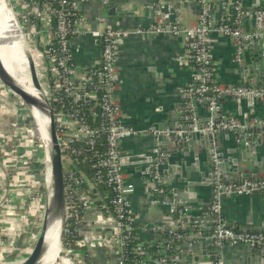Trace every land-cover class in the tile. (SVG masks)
<instances>
[{
    "label": "built area",
    "instance_id": "obj_1",
    "mask_svg": "<svg viewBox=\"0 0 264 264\" xmlns=\"http://www.w3.org/2000/svg\"><path fill=\"white\" fill-rule=\"evenodd\" d=\"M84 1L30 0V4L23 9V15L19 16L26 25H30L34 37H39L37 44L43 48L39 51L41 67L38 72L45 81L43 88L52 107L62 162L66 170L67 225L69 220L73 219L76 223L75 232L79 234L78 224L84 216L86 204L79 195V189L85 182H89L78 162L82 149L75 144L85 145L93 150L97 179L105 183L113 193L109 202V209L114 216L113 222L109 226L101 227L105 223L97 213L99 228L102 230L100 237L89 235L85 238L79 235L82 239L77 242V245L83 250L63 246L55 264H89L91 255H88V252H93L96 243L97 246L105 250L110 249L115 253L116 264H180L181 243L187 240L186 232L189 228L197 231L202 227L209 229V240L215 248L217 253L215 255L218 256L214 264H224L221 251L226 245L254 247L259 244L264 240L263 233H245L225 223L221 215V203L225 197L231 195L252 192L264 194L263 178L248 180L244 183L217 181L210 206L198 216L191 213L188 202H173L168 197L165 187L159 185L153 192L151 204L160 205L168 210L169 223L166 229L169 236L163 239L164 252L159 256L154 259L138 258V255L143 254L144 242L141 240L140 228L136 225L133 214L132 196L136 186L125 175L124 165L121 162V142L141 132L123 124L121 108L116 98L119 40L129 32L117 29L93 31L92 34L98 39L97 43L100 46L98 66L79 65L73 43L81 33L78 23L82 19ZM25 3L24 0H14V9ZM199 4L200 14L197 24L194 27L183 28L176 15L177 9L157 0L152 5V8L154 7L159 13L155 24L148 30H138L136 33L149 32L174 36L182 33L187 38L186 56L195 70V77L186 91L209 106L210 121L202 132L214 134L238 127L234 119L216 123L215 119L218 111L221 110L220 102L223 98L264 99V86L253 84L223 86L215 78L212 46L209 42L211 31L234 39L238 45L255 37V34H247L241 26L243 18L249 15V12L244 9V0L222 1L220 6L227 14L219 24L214 22L212 16L214 0H199ZM233 15L234 18H232ZM254 16L257 20L264 18V7L257 9L253 13ZM35 22L39 24V27H36ZM30 134L38 140L33 132H29L28 136L18 133L16 138L20 142L19 153L29 146L33 147L34 139L29 138ZM103 138L105 141L102 140ZM98 145L104 146V149L99 150ZM23 153L19 155V158H23ZM213 158L216 164L215 174L218 176L217 165L220 162L215 155ZM44 166L40 164L37 167L42 176L40 181L33 185V188L31 185L26 186L25 194L32 201L38 202L41 195L48 193L50 178L46 175L47 155L46 168L43 172ZM37 169L32 170L33 172L28 175V182L37 179ZM81 205L83 216L79 218ZM45 211L46 202L42 205L40 212L45 214ZM187 246L188 249L193 248L194 242L189 239ZM84 248H88V252Z\"/></svg>",
    "mask_w": 264,
    "mask_h": 264
},
{
    "label": "crops",
    "instance_id": "obj_2",
    "mask_svg": "<svg viewBox=\"0 0 264 264\" xmlns=\"http://www.w3.org/2000/svg\"><path fill=\"white\" fill-rule=\"evenodd\" d=\"M24 1L25 5L16 8L19 16L23 15V9L30 4V0ZM156 1L85 0L82 5V19L78 23L81 33L73 43L78 64L91 67L96 63L100 52L98 39L93 36V31L117 29L129 32L119 40L116 98L121 108L123 124L141 132L121 142V153L124 159L125 175L136 186L132 196L133 214L136 225L140 228L143 242L160 238V233L166 230L169 223L168 210L160 205L151 204L156 186L146 181L144 175V169L149 163L147 153L151 141V135L145 130L152 126L163 127L171 122H180L185 112L187 115L196 116L200 121L208 117L206 103L189 95L186 91L195 77V70L186 56L187 38L182 33L177 36L149 32L136 33L138 30H148L155 24L159 13L154 7L152 8V5ZM158 1L177 9L176 15L183 28L194 27L197 24L200 14L199 0ZM222 1L231 0H214L212 16L216 24H219L227 14L220 6ZM11 2L14 3V0ZM112 5L117 6L121 13L116 11L115 15H104V10ZM243 6L249 15L243 18L241 26L247 34L254 35V23L251 20H253L254 10L264 7V0H244ZM27 26L30 28V25L27 24ZM209 42L212 46L215 78L220 85L253 84L243 80L242 75L237 74L232 67L237 53L234 39L211 31ZM38 46L41 47L39 44ZM221 101L223 118H227L232 112L240 118V112L243 113L245 110L248 112L246 107H237L233 98L227 97ZM262 102L263 106L260 109L258 105L257 112L264 117V100ZM12 104L9 102L6 104L0 99V264L21 262L25 252L35 241L34 222L41 213L42 207L38 202L31 201L25 194L27 185L33 188V185L38 183L37 179L28 182V173L31 174L35 169L27 165L26 170L22 167L18 170L19 164L15 160L17 152L11 154L5 147L7 140H13L12 138L18 135L13 133L15 126L21 127L25 119H28L21 111L18 115L17 107ZM174 117L176 120L172 119ZM221 144L227 149L230 142L223 138ZM22 163L20 162V166ZM22 173L26 176L18 180L17 175ZM260 177L264 179V176ZM235 178L236 175L231 172L224 174L226 182ZM21 182L23 184H20ZM176 185L178 201L188 202L194 216L201 215L210 206L214 188L201 184L193 185L188 189V184L179 182ZM169 193H173V190ZM45 195L43 194V197ZM79 195L86 202L85 210L87 208L98 211V215L105 223L101 227L109 226L113 222L114 216L108 207V202L104 201L105 198L92 183L80 188ZM46 198L47 196L44 202ZM221 215L228 226L238 231V227L251 226V221L260 226L264 222V196L237 194L225 197L221 203ZM186 233L187 240L181 243L180 264H193V257L211 245L209 229L202 227L197 231L189 228ZM189 239L194 242V247L191 249L187 246ZM90 252L91 264H116L115 253L110 249L105 250L97 246V243L93 252ZM206 253L207 256L217 254L213 247L207 249ZM221 253L224 264L254 263L250 260L248 247L244 245L236 247L226 245ZM215 261H204L199 264H214Z\"/></svg>",
    "mask_w": 264,
    "mask_h": 264
},
{
    "label": "water",
    "instance_id": "obj_3",
    "mask_svg": "<svg viewBox=\"0 0 264 264\" xmlns=\"http://www.w3.org/2000/svg\"><path fill=\"white\" fill-rule=\"evenodd\" d=\"M116 11L121 13L117 6L112 5L108 6L103 14L115 15ZM16 21L20 27L17 18ZM251 22L254 23L253 31L255 32V37L249 41L242 42L240 45L236 41L237 53L235 54L232 67L237 74L242 75L241 78L243 80L249 81L255 86H264V18L257 20L254 16ZM20 30L23 33L21 27ZM27 51L30 75L36 88L41 91L44 102L25 98L24 104L17 99L13 93L20 96L21 92L7 70L3 68L1 60L0 87L9 101L17 108L30 114L34 122L38 118L44 123L51 139L50 183L44 221L50 215L54 220L58 219L60 222L59 258L64 246L67 226L66 170L62 162V152L52 107L39 80V72H36L38 71L36 62L29 53L28 48ZM262 100L264 99L251 97L235 100L237 107H246L248 109V112L245 108L243 113L240 112V118L233 112L227 118H223V111H218L215 119L216 123L228 122L234 119L238 125L236 129L222 130L214 134L203 133L202 130L207 128V123L210 121L209 106L207 104L208 117L205 120L200 121L196 116L189 117L185 112L182 114L180 122H171L163 127L157 125L147 128L145 131L151 135V141L147 153L149 163L144 169L146 181L156 187L159 185L165 187L168 191V197L176 203L178 202L177 182L188 184V189L192 188L193 185L198 186L201 184L214 188L217 181H225L224 174L226 172L236 175L235 179L228 181L244 183L248 180L261 179L260 176H264V117L257 112V106L259 105L260 109L262 108ZM39 110H42V112ZM172 119L176 120L175 117ZM223 138L230 142L227 149L221 144ZM214 155L220 162L217 165L218 176L215 174ZM121 162L124 165L123 157ZM170 190H173L174 195L169 193ZM250 194L261 193L252 192ZM262 195L264 196V194ZM97 213L98 211L96 210H85V215L78 224L80 236L86 238L89 235L96 237L99 235L100 237L102 230L99 228L100 222L97 219ZM251 222V226L248 228L238 227L239 231L264 234V222L260 226L254 221ZM42 227L32 251L19 264H42L47 222H43ZM211 247L212 245H208L205 250L194 256L193 264L203 263L204 261L214 262L217 258L216 255L207 256L206 253V250ZM248 253L250 254V260L254 261L252 264H264V240L254 247H248Z\"/></svg>",
    "mask_w": 264,
    "mask_h": 264
},
{
    "label": "bare ground",
    "instance_id": "obj_4",
    "mask_svg": "<svg viewBox=\"0 0 264 264\" xmlns=\"http://www.w3.org/2000/svg\"><path fill=\"white\" fill-rule=\"evenodd\" d=\"M0 60L3 68L10 74L21 92L20 96L16 95L23 101L27 98L44 102L41 91L36 88L30 75V63L24 34L21 32L14 13L7 4V0H0ZM42 110L39 111L42 112ZM35 121L38 125V132L46 145L47 161L50 164L51 139L44 123L38 118ZM47 178H50V172H47ZM44 222H47L45 231L46 243L42 252L43 260L41 262L42 264H55L60 252V222L58 219L54 220L50 215Z\"/></svg>",
    "mask_w": 264,
    "mask_h": 264
},
{
    "label": "rangeland",
    "instance_id": "obj_5",
    "mask_svg": "<svg viewBox=\"0 0 264 264\" xmlns=\"http://www.w3.org/2000/svg\"><path fill=\"white\" fill-rule=\"evenodd\" d=\"M7 4L8 6L10 7V9H12V11L14 12L18 22H19V25L24 33V36H25V39H26V45H27V48L29 50V53L33 56V59L35 60L36 62V65H37V70L39 71L40 69V63H39V58L38 56L40 55V52H39V49H38V39L39 37H34V35L32 34L30 28H28V26L26 25V23L23 22V20H21L19 18V14L17 13V10L14 9V6H13V3L11 2V0H7ZM35 25L36 27H39V24L37 22H35ZM40 75V74H39ZM39 80L40 82L42 83V85L44 86V78L41 76H39ZM1 88V87H0ZM13 95L16 96L17 99H19L21 102L24 103V101L18 96L16 95L15 93H13ZM0 99L2 101H4L6 104L9 102V104H12L9 99L3 94V92L1 91L0 89ZM25 104V103H24ZM14 105V104H12ZM23 112V114L25 116L28 117V119L26 118L25 119V123L24 124H21V127H17L15 126V129L13 131L14 134H21L22 136H28L29 135V132L30 133H34V136L38 139V140H35L33 138V136L31 135L29 138L31 139H34V145L33 147L29 146V148H25V151H21L19 153V150H18V146L20 145V142H19V139L14 137L12 138L13 140H7L5 143H7V146H5L8 151L12 154V153H16L17 154V158L15 159L16 162H18L19 165H17V168L18 170H21L22 168L24 170H26V167L25 166H29L31 169L35 166V165H39V163L42 165L44 164V169L42 170L43 172L45 171V168H46V151H47V148H46V145L44 143V141L42 140V137L40 135V133L38 132V129H37V122L32 119L31 115L26 113L25 111L23 110H20L19 108H16V113H19ZM35 124V125H34ZM9 128V127H8ZM30 129V130H29ZM34 130V131H33ZM4 142V141H3ZM2 145H4V143L1 142ZM27 146V145H25ZM46 150V151H45ZM23 153V158H19V155H21ZM20 162H23L20 166ZM48 163V161H47ZM22 167V168H21ZM16 168V169H17ZM46 172H50V164L48 163V167L46 169ZM29 175V173H28ZM27 175V176H28ZM26 175L24 173L22 174H19L17 175V177L20 179V177H25ZM30 181V180H29ZM31 183H34V182H31ZM20 184H23L22 182ZM45 195V194H44ZM47 195H45L46 197ZM32 201V200H31ZM43 222H44V214L41 212L40 214H38V217L35 219V222H34V232H35V241L33 242V244L28 248V250L25 252L26 254L24 255V257L21 259V261L24 260V258L30 254V252L32 251L33 247H34V244L39 236V233L42 229V225H43Z\"/></svg>",
    "mask_w": 264,
    "mask_h": 264
},
{
    "label": "trees",
    "instance_id": "obj_6",
    "mask_svg": "<svg viewBox=\"0 0 264 264\" xmlns=\"http://www.w3.org/2000/svg\"><path fill=\"white\" fill-rule=\"evenodd\" d=\"M56 7V5H55ZM226 12V11H225ZM235 16L233 15L232 18ZM41 50L43 49L42 47H39ZM119 55V50L117 53V59ZM98 60H96V63L94 65L98 66ZM118 62V61H117ZM93 65V66H94ZM82 66V65H81ZM92 67V66H91ZM103 141L104 138L102 139ZM76 147L81 148V154L78 156V162L81 171L88 177L89 182L84 183L83 187L89 186V183H93L94 187L97 188L102 197L105 198L104 201L108 202V207H110V199L112 198V191L105 183H103L101 180L97 179V169L95 168V160L93 159V150H91L89 147L81 144H75ZM99 146V145H98ZM99 150H103L104 146H99ZM40 166V164H39ZM38 166V167H39ZM34 169H37L36 167H33ZM40 170V169H39ZM39 170L37 169V180L40 181L41 175L39 174ZM66 186H67V180H66ZM44 199L45 197L41 196V198L38 199V203L43 205L44 204ZM80 208V214L79 218L83 216V207L82 205L79 206ZM42 208V207H41ZM76 229V223L75 221L69 220L68 225H67V230L68 232L65 234V239H64V247H70L72 249H80L83 250L80 246L77 245V242L82 239V237L79 236L77 232H75ZM169 234L167 233V229L160 233V238H152L153 240H149L148 242L143 243V254L138 255L139 259H154L157 256H159L162 252H164V245H163V239L167 238ZM84 250H88V248H84ZM88 252V251H87ZM88 255L90 253L88 252ZM89 264H91V259L89 260Z\"/></svg>",
    "mask_w": 264,
    "mask_h": 264
}]
</instances>
